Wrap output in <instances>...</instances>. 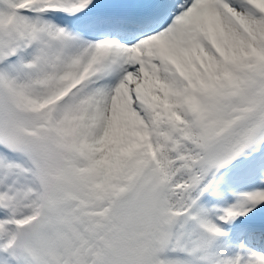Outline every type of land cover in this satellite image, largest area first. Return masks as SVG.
Wrapping results in <instances>:
<instances>
[{"label":"snow or ice","instance_id":"6c2138e0","mask_svg":"<svg viewBox=\"0 0 264 264\" xmlns=\"http://www.w3.org/2000/svg\"><path fill=\"white\" fill-rule=\"evenodd\" d=\"M0 264H264V0H0Z\"/></svg>","mask_w":264,"mask_h":264}]
</instances>
